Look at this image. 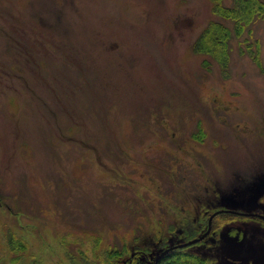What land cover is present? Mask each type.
Segmentation results:
<instances>
[{
    "label": "rangeland",
    "instance_id": "374dc122",
    "mask_svg": "<svg viewBox=\"0 0 264 264\" xmlns=\"http://www.w3.org/2000/svg\"><path fill=\"white\" fill-rule=\"evenodd\" d=\"M218 2L0 0V264H150L264 215V18ZM191 247L264 264V221Z\"/></svg>",
    "mask_w": 264,
    "mask_h": 264
},
{
    "label": "trees",
    "instance_id": "16d2710c",
    "mask_svg": "<svg viewBox=\"0 0 264 264\" xmlns=\"http://www.w3.org/2000/svg\"><path fill=\"white\" fill-rule=\"evenodd\" d=\"M215 11L217 15L223 17L226 20L232 21L235 25L236 31L241 34L243 32V31L241 32L243 25L248 23L250 24L252 20L257 16L264 18V0H234V5L230 8L224 7L223 5H221V3L218 2ZM211 25L214 28V30L212 32V35H209L207 39L209 46H211L212 48L220 47V49L226 48V42L229 37L228 30L224 28L222 24L211 23ZM210 29L207 30V32L210 31ZM252 59L255 62H259L258 56H254L252 57ZM205 228H207V225L202 222L200 223V226L190 227L188 230H185L183 233L188 231L192 235L190 240H194L203 234L202 233L200 235L199 232H201V230ZM180 236L181 234L173 235V237H180ZM169 241L165 240L159 245L160 252L168 248L167 243ZM191 248L192 247L190 246L184 249L173 250L172 252L163 256L157 264H217V258L214 256L213 251H210L208 256H204L202 254L200 255L191 252ZM126 253L127 255H125V249L124 250L115 249V250H107L106 252H102L97 256L101 258L102 262L104 260L105 261L108 260L107 261L108 263L111 262L112 260L115 261L121 260L120 261L121 264H134V256L140 254L141 252L137 253V251L134 250V253L131 252L133 254L131 253L129 254V252ZM145 254H147L148 256V253L145 252ZM144 259L147 260V257H145Z\"/></svg>",
    "mask_w": 264,
    "mask_h": 264
},
{
    "label": "water",
    "instance_id": "95a60500",
    "mask_svg": "<svg viewBox=\"0 0 264 264\" xmlns=\"http://www.w3.org/2000/svg\"><path fill=\"white\" fill-rule=\"evenodd\" d=\"M219 213H233V214H236L235 212H230V211H224V212H215L214 214L211 215V217L209 218V221H208V226H207V230L206 232L199 238L195 239V240H192L190 242H187L185 244H182V245H178L176 247H173V248H169V249H166L164 250L163 252H161L157 257L156 259L154 260V263L153 264H157L159 262V260L165 256L167 253H169L170 251L172 250H175V249H181V248H184V247H187V246H190V245H193V244H196V243H199L201 242L202 240L205 239V237L209 234L210 230H211V222L213 220V218L219 214Z\"/></svg>",
    "mask_w": 264,
    "mask_h": 264
},
{
    "label": "flooded vegetation",
    "instance_id": "af4514ba",
    "mask_svg": "<svg viewBox=\"0 0 264 264\" xmlns=\"http://www.w3.org/2000/svg\"><path fill=\"white\" fill-rule=\"evenodd\" d=\"M236 214H234V216H237V217H244V218H246V217H256V218H259V219H261V220H263L264 221V215H262V214H257V213H250V214H245V213H241V212H235ZM214 219V218H213ZM213 221V220H212ZM208 226V225H207ZM202 236V235H201ZM200 236V237H201Z\"/></svg>",
    "mask_w": 264,
    "mask_h": 264
}]
</instances>
